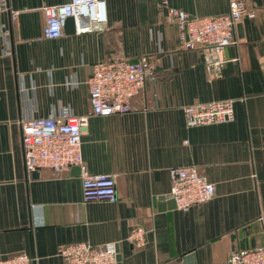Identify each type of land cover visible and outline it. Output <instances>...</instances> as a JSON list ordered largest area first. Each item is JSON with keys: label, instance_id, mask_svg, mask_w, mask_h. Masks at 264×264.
<instances>
[{"label": "crops", "instance_id": "0c3cea01", "mask_svg": "<svg viewBox=\"0 0 264 264\" xmlns=\"http://www.w3.org/2000/svg\"><path fill=\"white\" fill-rule=\"evenodd\" d=\"M66 1L7 0L9 12L0 13V258L21 252L34 257L30 264H63L59 244L116 241V264H228L231 251L263 246L264 0H244L255 16L237 23L236 43L221 50L225 63L214 78L181 47L161 0H103L100 29L42 38L40 8ZM165 1L189 16L228 9V0ZM117 54L149 55L155 79L128 112L88 116L83 165L114 175L117 198L82 201L78 166L62 174L24 170L18 121L57 116L61 107L88 114L91 65ZM227 99L231 121L184 125L183 106ZM186 166L214 193L178 210L167 206L168 169ZM134 228L140 233L130 237Z\"/></svg>", "mask_w": 264, "mask_h": 264}, {"label": "built area", "instance_id": "2783aa9c", "mask_svg": "<svg viewBox=\"0 0 264 264\" xmlns=\"http://www.w3.org/2000/svg\"><path fill=\"white\" fill-rule=\"evenodd\" d=\"M166 18L175 23L178 40L183 49L195 51L208 77H218L225 60L221 50L236 43L235 26L242 18H253L254 7L244 0H228L227 12L213 16H189L161 0ZM41 36L54 39L62 35L65 18L71 16L76 33L98 30L105 21L103 0H67L60 5H44ZM9 12L7 0H0V13ZM11 17L14 12L10 11ZM102 26L99 27L98 25ZM4 34L0 25V34ZM4 55L10 54L7 48ZM155 79L149 55L140 54L129 59L117 54L91 65L86 79L89 112L74 115L69 107H61L57 116L21 118L18 121L22 163L25 171L48 168L62 174L71 166L80 169L82 201L102 200L114 202L117 198L114 175L87 173L80 153V133L86 126L89 115L105 117L123 114L130 110V101L145 81ZM75 79L66 85H75ZM232 100H212L188 104L182 107L184 125L192 127L228 122L233 118ZM169 191L167 196L178 210L210 199L214 185L199 173L196 167H171L168 169ZM140 233L132 229L130 237ZM56 254L63 264H116L117 242L107 241L92 245L86 241L59 244ZM34 257L15 253L0 258V264H30ZM228 264H264V245L229 253ZM177 264V263H175Z\"/></svg>", "mask_w": 264, "mask_h": 264}, {"label": "water", "instance_id": "95a60500", "mask_svg": "<svg viewBox=\"0 0 264 264\" xmlns=\"http://www.w3.org/2000/svg\"><path fill=\"white\" fill-rule=\"evenodd\" d=\"M99 27H101L102 25L99 24L98 25ZM238 30V25L236 24L235 26ZM74 30V21H73V18L71 16L65 18L64 20V24H63V31L65 33H72ZM75 167L76 169L78 168L77 166H71V168ZM160 202H162L164 200V196H160L159 199H158ZM167 206H171V207H174V201L170 198L169 199V202L167 203ZM116 259H117V255H116Z\"/></svg>", "mask_w": 264, "mask_h": 264}]
</instances>
